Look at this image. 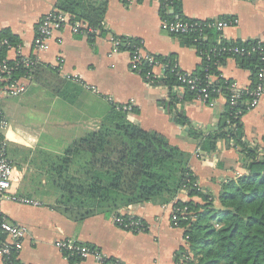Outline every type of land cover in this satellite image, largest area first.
I'll return each instance as SVG.
<instances>
[{
    "label": "crops",
    "instance_id": "1",
    "mask_svg": "<svg viewBox=\"0 0 264 264\" xmlns=\"http://www.w3.org/2000/svg\"><path fill=\"white\" fill-rule=\"evenodd\" d=\"M57 1L0 0V32L9 30L20 40L24 55L37 58L42 68L55 74L52 87L34 81L22 96L0 98V107L9 121L6 135L10 154L17 164L13 184L20 193L29 196L26 186L39 163V152L62 154L72 142L97 132L113 104L131 105L132 122L191 153L192 173L202 190L214 198L226 180L246 173L244 155L224 139L218 141L213 154L196 155L201 149L190 128L177 125L173 115L161 105L168 96V88L149 84L133 72L129 53L114 52L110 34L142 40L144 50L152 55H174L179 68L186 73L197 70L201 58L196 48L161 29V8L155 2L107 0L104 22L108 32L85 37L66 28L55 34L50 50L37 52L33 47L37 26L44 16L57 10ZM176 5L180 14L190 20L237 22L223 32L226 41L264 42V0H177ZM16 56L17 51L9 52L11 60ZM220 70L224 78L235 81L240 89L250 87V71L241 69L234 59H227ZM44 72H40L39 80L47 83L50 75ZM154 73L161 75V70L155 68ZM173 93L178 98L185 95L176 88ZM176 108L189 119L191 127L208 135L217 131L226 102L219 98L214 107H208L193 100L178 103ZM242 124L247 144L253 147L263 143L264 97L245 114ZM177 199L189 201L185 193ZM0 209L9 221L28 229L19 255L22 264H99L94 257L71 263L57 248L58 241L73 240L96 249L106 259L124 264H176V253L185 245L184 231L171 223L172 203L131 205L117 211L122 216L133 213L141 218L149 226L143 233L123 230L113 222V215L103 213L79 222L47 204L33 207L1 200ZM0 264H6L1 254Z\"/></svg>",
    "mask_w": 264,
    "mask_h": 264
},
{
    "label": "trees",
    "instance_id": "2",
    "mask_svg": "<svg viewBox=\"0 0 264 264\" xmlns=\"http://www.w3.org/2000/svg\"><path fill=\"white\" fill-rule=\"evenodd\" d=\"M55 8L69 14L72 21L81 20L100 28L105 19L107 0H58ZM174 11L175 14H171L161 8L160 14L169 22L175 21V15H179L181 23L193 26L189 33L176 36L196 48L201 58L199 67L192 73L193 78L199 80L201 87H207V75L219 77L215 86L208 88L211 99L220 94L226 98L225 113L217 131L205 135L203 130L191 127L189 119L177 110L176 104L197 100L198 94L186 92L178 98L173 93L176 87L183 86L178 79L180 68L174 55H153L154 63L165 65L164 75L159 80L154 79L153 64L145 59L131 65V69L146 82L152 80L155 85L168 88V96L161 105L173 115L177 125L190 128V134L199 141V157L216 152L218 141L224 139L244 155L246 173L226 180L214 198L202 190L192 173L191 153L169 144L159 133L144 130L130 120V112L124 106L113 104L97 132L72 142L62 154L38 153L39 163L26 186L28 195L79 222L95 213L114 216L119 209L131 205L164 206L172 203V207L186 210L178 214L177 227L184 231L185 245L176 253L177 263L264 264V138L263 143L253 147L244 141L242 120L248 110L242 103L251 97L244 91L232 106V80L224 78L220 70L227 59H234L241 69L250 71L248 89H254L264 69V55L261 54L264 44L224 39L219 42L220 35L215 29L202 27L203 31L198 32L197 22L180 14L176 2ZM120 39L130 44L121 47L123 52L132 51L133 44L139 43L135 38ZM0 42H6L0 44V65L12 70L13 79L29 76L31 83L37 81L52 87L55 74L42 68L40 63L30 70L20 63V58L8 60L10 49L22 46L16 36L3 30ZM234 47L245 48L251 54H234L231 52ZM258 47L261 52L253 54ZM42 71L50 75L47 83L39 80ZM7 143V157L15 171L17 164L10 154L8 138ZM183 193L189 201L177 199ZM122 218L126 220V216ZM67 259L71 263L81 260L77 256H68Z\"/></svg>",
    "mask_w": 264,
    "mask_h": 264
},
{
    "label": "built area",
    "instance_id": "3",
    "mask_svg": "<svg viewBox=\"0 0 264 264\" xmlns=\"http://www.w3.org/2000/svg\"><path fill=\"white\" fill-rule=\"evenodd\" d=\"M128 3H131L132 0H126ZM148 1V0H144ZM155 2L160 8H165L169 10L171 14L174 12V4L177 0H151ZM195 25L198 32H202L203 28L215 29L219 33V42L223 40V32L231 27L236 26L234 20H207V21H198ZM69 28L71 32L75 35H81L85 37L90 36H100L104 31L108 32L106 23L103 22L101 27L94 28L91 27L88 23L76 20L72 21V17L58 10H55L48 15L44 16L40 23L37 26L36 36L33 43L34 50L37 52H46L50 50L51 40L54 38L55 34ZM193 26L188 24L181 23L179 15H175V21L169 22L168 20L162 19L161 29L171 35L178 36L180 34L189 33ZM109 34V33H108ZM203 35V34H201ZM206 35L204 36V38ZM110 42L113 45L114 52H123L121 51L122 46H130V44L123 43L119 36L110 34L108 36ZM128 39V38H127ZM257 41L259 44H264L261 40ZM230 42V41H229ZM248 42V41H247ZM0 44H6V42H0ZM22 47L18 49H10V51H17V56L15 59L20 58L21 64L28 68L32 69L37 64L39 60L35 57L26 56L22 53ZM226 50V49H224ZM9 51V52H10ZM257 51L261 52L260 47L255 48L252 52L255 54ZM127 52V51H125ZM231 52L234 54H251V51L246 50L245 48L234 47L231 49ZM131 56V65H134L136 62L141 59L153 64V68H159L161 70V75H156L154 73V79L159 80L164 75L165 65L154 63L153 55L147 53L144 50V43L142 40H139L138 44H133V49L130 52H127ZM264 55V52L261 53ZM10 58H8L9 60ZM264 60V57H263ZM221 68V67H220ZM181 70V69H180ZM178 71V79L182 82L183 86L176 87L177 91L182 93L186 92H196L198 94L197 100L203 105L208 107H214L219 98H226L223 94H220L218 98L211 99L209 95V86H215V82L218 80V76L213 74L206 76V81L208 83L207 87H201L200 82L197 78H193L192 74L186 73L184 71ZM31 83V77L25 76L18 79H13L12 70L9 69L6 65H0V94L1 99L6 98H16L20 97L26 93L28 89V84ZM149 84H155L154 81H150ZM230 90L232 92L231 105L234 106L237 101L240 99L242 92L246 91L250 95L251 99L244 101V104L249 111L255 109L261 102L264 97V69L261 70L258 80V85L252 89H240L238 84L235 81L230 83ZM220 93V92H219ZM126 111L131 112L132 106H124ZM9 126V121L5 116L2 108L0 107V202L1 200H8L10 202L28 205L33 207H41L43 203L30 198L29 196L22 194L15 188L13 184V172L14 167L10 160L7 157V128ZM200 150L197 151V153ZM186 210H181L179 208L172 207L171 219L178 226V214H183ZM113 222L121 229L133 232V233H143L149 230V226L139 217L133 213L126 215V220L122 218V215L119 213L112 217ZM28 235V229L24 226L17 225L8 220L7 216L3 214L0 209V254L6 264H22L19 261V255L24 247L25 239ZM57 248L63 253V255L68 258V256H77L81 260H86L89 257H94L96 262L99 264H124L123 262L117 259H106L96 249H91L87 245L79 244L75 241H58L56 244ZM108 261V262H107ZM177 263V262H176ZM179 264V263H177Z\"/></svg>",
    "mask_w": 264,
    "mask_h": 264
},
{
    "label": "rangeland",
    "instance_id": "4",
    "mask_svg": "<svg viewBox=\"0 0 264 264\" xmlns=\"http://www.w3.org/2000/svg\"><path fill=\"white\" fill-rule=\"evenodd\" d=\"M262 148H264V147H262ZM196 155H198V154L196 153ZM171 216H172V215L170 214V218H171ZM171 223H172V225H173L174 227L178 228V227H177V224L173 223L172 219H171ZM180 229H181V228H180ZM175 263H176V262H175ZM176 264H177V263H176Z\"/></svg>",
    "mask_w": 264,
    "mask_h": 264
}]
</instances>
